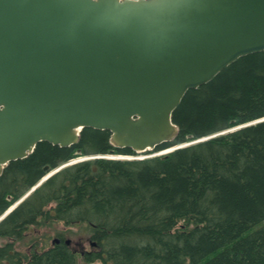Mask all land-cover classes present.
I'll list each match as a JSON object with an SVG mask.
<instances>
[{
    "label": "trees",
    "instance_id": "obj_1",
    "mask_svg": "<svg viewBox=\"0 0 264 264\" xmlns=\"http://www.w3.org/2000/svg\"><path fill=\"white\" fill-rule=\"evenodd\" d=\"M262 118L264 51L187 91L173 113L179 133L155 148L176 147L168 153L108 157L137 152L92 127L68 147L40 142L0 175V217L69 164L0 221L9 239L0 264H264ZM57 221L66 227L59 243L16 246L32 226ZM72 227L89 233L92 247L80 255L66 242Z\"/></svg>",
    "mask_w": 264,
    "mask_h": 264
},
{
    "label": "water",
    "instance_id": "obj_2",
    "mask_svg": "<svg viewBox=\"0 0 264 264\" xmlns=\"http://www.w3.org/2000/svg\"><path fill=\"white\" fill-rule=\"evenodd\" d=\"M261 51L264 0H0V175L85 127L153 150L188 90Z\"/></svg>",
    "mask_w": 264,
    "mask_h": 264
},
{
    "label": "rangeland",
    "instance_id": "obj_3",
    "mask_svg": "<svg viewBox=\"0 0 264 264\" xmlns=\"http://www.w3.org/2000/svg\"><path fill=\"white\" fill-rule=\"evenodd\" d=\"M164 151L165 150L157 152L155 149H153V150H148L146 152L136 153L135 155L125 154L123 156L122 154L121 155L111 154L110 156L116 157V158H129V159L133 157L147 158V157L161 155V154L169 152V150L165 152ZM67 164H63L61 168ZM41 181L38 184H41ZM65 228L66 227L64 226V223L62 221H57L52 226L50 224L32 226L31 231L27 233L29 235L26 237V239L17 240L15 241V244L20 249H27L31 243L33 244V242H37L40 248H47L53 243V240L58 238L59 235L57 234V230H63ZM72 229L74 230V233L67 234L65 237L67 239H71L73 247L78 251L80 255V252L82 250L90 249L92 247L90 240H89V233L86 231V229L82 227H72ZM8 240H9L8 238H0V245L6 243ZM80 262L81 264H85V262H83L82 260H80ZM93 264H102V263L95 262Z\"/></svg>",
    "mask_w": 264,
    "mask_h": 264
},
{
    "label": "bare ground",
    "instance_id": "obj_4",
    "mask_svg": "<svg viewBox=\"0 0 264 264\" xmlns=\"http://www.w3.org/2000/svg\"><path fill=\"white\" fill-rule=\"evenodd\" d=\"M213 79H214V78H213ZM213 79H212V80H213ZM165 151H168V150H165ZM165 151H164V152H165Z\"/></svg>",
    "mask_w": 264,
    "mask_h": 264
}]
</instances>
